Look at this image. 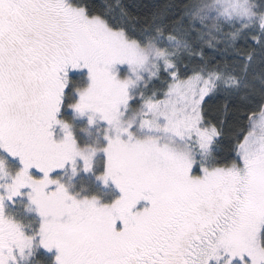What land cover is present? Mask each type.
Wrapping results in <instances>:
<instances>
[{
  "label": "snow or ice",
  "instance_id": "6c2138e0",
  "mask_svg": "<svg viewBox=\"0 0 264 264\" xmlns=\"http://www.w3.org/2000/svg\"><path fill=\"white\" fill-rule=\"evenodd\" d=\"M69 66L91 79L75 111L115 133L111 205L50 178L95 154L56 118ZM0 148L22 164L13 176L0 160V264H45L41 249L55 264H264V0H171L143 24L119 0H0ZM24 189L33 235L5 215Z\"/></svg>",
  "mask_w": 264,
  "mask_h": 264
},
{
  "label": "rangeland",
  "instance_id": "374dc122",
  "mask_svg": "<svg viewBox=\"0 0 264 264\" xmlns=\"http://www.w3.org/2000/svg\"><path fill=\"white\" fill-rule=\"evenodd\" d=\"M77 72L78 73H85V75L87 77V81H86L85 86L79 92L84 91L91 86L90 74L86 68L80 67L77 69H72L69 66L66 69L67 84H66V87L64 89V92L68 86L69 76L71 74L77 73ZM111 72L119 80H124L126 78L131 77V71L127 65H114L113 68L111 69ZM64 92L62 95V100L64 97ZM79 92L77 94L78 99H79ZM62 105H63V102H61L60 110L56 116L57 120H59V121H62L60 119V116L62 114ZM71 110H73V109H71ZM79 116H80L79 119H77L74 115H73V118H74V120H82L86 124L85 129L82 130L81 134H80V136L82 138H84L86 145H80L79 144L78 135L74 130V126H71L67 123H65V124L69 125V130L71 131L73 138L75 139V141L77 143L78 148H80L82 150L87 149V148L95 149V154L92 157L91 168H90V170L85 171L83 161L80 160L79 158H77L74 165L69 163V164H66L63 169L54 170L52 173H50V178L59 181V183L65 187L68 194L75 197L78 200L96 198L100 205H111L115 200L121 198L122 194L118 190L116 185L111 180L104 182L103 180L100 179V177L102 175H104L105 171H106V155L103 151V149L107 146V140L105 139V136H108L110 138H114L115 133H114V131H111L109 129V126L107 125L106 122L102 121L99 118L98 114L95 115L94 121L92 123L89 122V117H92L93 113L88 112L87 115L79 114ZM50 131L53 134V140L55 142L59 143V142L63 141L64 136H65V132L59 124L53 125V127L50 129ZM0 154H3L8 159H10L11 165L8 164V162L5 160V158L0 157V160H2L4 162L6 169L8 170V172L11 175L14 176L18 171H20L22 169V164H21L18 157H16V158L12 157L9 153H7L2 148H0ZM98 158L99 159L101 158L103 161V174L101 173V175L99 177H97V179H96V178L92 177V169H94L96 167V161ZM73 168H75V171H73ZM29 174L36 179L43 178V174L41 172L37 171L35 168L30 169ZM80 175L85 176V178H91L94 181V184L99 183L102 186V188H105L107 190H109V189L114 190V192L117 191V196L112 198V195L110 194L108 199L107 198L101 199L97 195H91V194L86 193L85 192L86 190L83 189L82 187H79L76 190L74 183ZM29 192H30V189L22 190V195L19 197H15L13 202L5 201L4 208H5V215L11 216L16 222L20 223L24 227V231H25L26 235H33L36 231H38L39 227L38 226L32 227L31 224H28L27 222H25V218H26L25 216L28 215V216L34 217V221L39 223V226H40L42 221H41V217L38 215V213L35 209V206L31 205V203H30V200L28 198ZM108 193H110V192H108ZM0 194H3L2 191H0ZM112 194H113V192H112ZM147 206H148L147 202H141L140 204L137 205V209H135V210H141ZM118 228H119V225H118ZM34 230H35V232H33ZM51 252H53L55 255H57V253L54 249ZM51 252H48V253H51Z\"/></svg>",
  "mask_w": 264,
  "mask_h": 264
},
{
  "label": "trees",
  "instance_id": "16d2710c",
  "mask_svg": "<svg viewBox=\"0 0 264 264\" xmlns=\"http://www.w3.org/2000/svg\"><path fill=\"white\" fill-rule=\"evenodd\" d=\"M117 2L118 0H94L95 5L99 7L101 10H103L106 5L115 6ZM119 2L123 3V5L127 8V11L131 14L133 18H138L140 20V23L143 24L144 21L151 16L152 12L163 9V7L169 4L171 0H119ZM154 5L157 7H153ZM86 81H87V77L85 73L77 72L69 76L68 86L64 92V97L62 100L63 102L62 114L60 116V119L64 123L74 126V130L78 135V142L80 145H86L84 138L80 136L81 131L85 129L86 124L82 120H74L73 115L77 119H79L80 113L76 112L73 106L79 102L77 94L85 86ZM159 87H160L159 81H154L149 86V91H151L152 88L158 89ZM224 99L225 98L223 96H218L214 100L209 102L208 106L214 114L217 115L220 114V110L223 105ZM87 113L88 112L84 113V115H87ZM219 150L223 153L224 156H228L230 154L229 149L226 145L221 146ZM0 157L5 158L8 164L11 165L10 159H8L5 155L0 154ZM101 173L103 174V161L101 158L100 159L98 158L96 161V167L92 169V177L97 179V177H99ZM74 184L76 190L77 188L82 187L83 189L86 190L85 191L86 193L91 195H97L101 199L103 198L108 199L110 194L112 195V198L117 196V191L114 192V190H110V189L107 190L105 188H102V186L99 183L94 184V181L91 178H85V176L83 175H80L76 179ZM25 217H26L25 222L31 224L32 227H36V226L39 227V223L34 221V217L28 215H26ZM33 232H35V230ZM41 252L45 264H55L56 255L53 252L48 253L42 249Z\"/></svg>",
  "mask_w": 264,
  "mask_h": 264
},
{
  "label": "clouds",
  "instance_id": "9594fccd",
  "mask_svg": "<svg viewBox=\"0 0 264 264\" xmlns=\"http://www.w3.org/2000/svg\"><path fill=\"white\" fill-rule=\"evenodd\" d=\"M249 2H251V0H249Z\"/></svg>",
  "mask_w": 264,
  "mask_h": 264
}]
</instances>
